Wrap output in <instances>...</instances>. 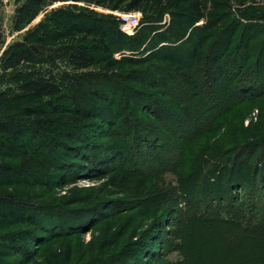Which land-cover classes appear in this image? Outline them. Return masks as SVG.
<instances>
[{
  "label": "trees",
  "instance_id": "trees-1",
  "mask_svg": "<svg viewBox=\"0 0 264 264\" xmlns=\"http://www.w3.org/2000/svg\"><path fill=\"white\" fill-rule=\"evenodd\" d=\"M68 1L72 3L45 13L0 56V69L10 71L11 78L20 83V94L5 99L6 94L0 93V264H24L18 259L7 262L3 252L11 250L23 259L27 253L22 245L36 243L37 250L46 244L42 237L55 229L69 236L80 233L84 228L81 223L87 228L88 219L79 215L99 213L104 202H118L103 201L98 192L75 196L77 191H71L68 197H57L51 194L56 187L84 176L105 179L104 186L133 195L130 184L125 183L126 176L115 174L114 167L122 165L116 163L122 158L120 149L114 150L112 143L98 137L121 119L132 129L129 137L131 146L138 147L136 151L142 147L155 150L153 144L163 143V136L148 121L133 119L136 104L149 117L173 128L194 121L201 134L209 130V119L217 120L220 99L213 98L207 110L204 108L211 115L207 119L200 106L195 108L197 103L190 95V91L196 92L195 97L199 95V85H209L215 94L216 84L223 79L220 92L226 93L225 102L233 107L264 98V39L252 56L253 36L250 30L244 34L246 28L239 20L251 15L264 19V0L257 7L246 6L247 0H16L12 29L20 31L48 6ZM236 5L239 8L235 10ZM131 12L141 14L140 25L134 36H126L112 13ZM165 16L170 23L162 32ZM149 38L154 42L143 48ZM3 40L0 26V45ZM238 47L243 52L241 60L234 53ZM58 61L64 71H60ZM157 62L160 65L153 64ZM41 64L53 66L57 74L24 71L26 66ZM158 88L159 92H153ZM121 93L124 105L118 110L122 113L116 114L113 109L119 108ZM164 97L176 102L180 113L189 118L174 114L170 104L160 102ZM234 151L231 160L217 167L219 171L229 170L227 183L235 179L234 172L259 155L251 165L250 180L264 188V123L257 135L235 145ZM43 198L45 202H36ZM24 225L38 237L33 239L30 231L6 232ZM44 249L49 253L47 264H69L73 259L70 245Z\"/></svg>",
  "mask_w": 264,
  "mask_h": 264
},
{
  "label": "rangeland",
  "instance_id": "rangeland-1",
  "mask_svg": "<svg viewBox=\"0 0 264 264\" xmlns=\"http://www.w3.org/2000/svg\"><path fill=\"white\" fill-rule=\"evenodd\" d=\"M71 3L56 2L40 12L23 29L14 31L12 20L18 3L16 0H2L0 26L4 40L0 45V56L7 46L14 41H20L28 29L38 24L45 13ZM260 4L262 0L255 2L247 0L245 5L257 7ZM76 5L84 7L83 4ZM237 8L239 7L236 5L234 9ZM94 10L109 13L97 8ZM112 14L118 16V13ZM131 14L139 17L140 25L141 14L138 12ZM252 16H243L239 20L246 28L244 34L247 30L251 31L253 36L251 55L255 56L264 39V19L257 15ZM169 23V17L165 16L161 23L162 32L166 31ZM120 31L126 36L135 34V31L131 34ZM239 35L236 36V41ZM152 42L154 41L149 38L143 48H147ZM235 52V57L241 60L242 49L238 47ZM56 64L60 71H64L62 62L58 61ZM153 64L160 65L159 62ZM52 67L45 64L36 67L31 65L26 66L24 71L40 70L45 75V71H52ZM53 73L57 74V71ZM10 74V71L3 72L0 69V93L6 94L3 96L5 99L6 97L10 99L14 93L20 94L17 89L19 79H12ZM222 82L223 79H220L216 84L215 94L210 91L209 85L207 89L202 84L199 85L197 91L199 95L196 97V92L190 91V95L194 96L193 101L197 103L195 108L200 106L201 110L211 105L209 101L213 98L220 99L217 120H207L210 123L207 126L209 130L201 134H198L200 127L195 125L194 121L190 120L183 128H173V125L169 126L149 117L141 106L136 104L131 113L133 119L148 121L163 136V143L153 144L155 150L147 151L142 147L136 151L138 147L131 146L133 141L129 137L131 127L121 119L98 137L102 142L112 143L114 150L120 149L118 154L122 158L119 157L116 163L122 165L115 166L114 172L126 176L125 183L130 184L133 195H122L117 189L104 186L107 184L105 179L89 180L84 176L74 179L64 187H56L51 194L57 197H68L71 191H77L75 196H85L89 192L95 195L98 192L103 201L118 202L110 204L107 201L101 206L102 210L99 213L79 215L88 219L87 228L85 223H81L84 224V228L80 233L69 236L65 235L66 231L59 233L60 230L55 229L53 234L48 233L42 237L46 244L37 250L36 243L28 247L22 245L27 253L25 258L12 254L11 250H5L2 257L7 262L18 259L24 264H47L46 258L49 253L44 251L45 246L52 248L62 245L65 248L70 245L73 259L69 264H264V188L258 185V182L253 183L250 180L251 165L256 162L259 155L234 172L233 177L236 180L233 179L231 183L226 181L229 170L217 169L219 165L233 158L236 154L235 145L238 146L251 136L257 135L263 128L264 98H252L235 107L229 106L225 102L226 93L220 92ZM159 91L158 88L153 92ZM123 98L124 95L121 93L118 97L120 106L113 109L116 114L122 113L118 110L124 105ZM160 102L170 104L169 108L174 114H180L184 119L189 118L186 114L180 113L178 104L172 99L164 97ZM90 103L94 111L98 112V106L93 101ZM129 107L126 112L129 111ZM205 112L208 119L211 115L209 111ZM196 173L198 177L195 176ZM208 187L212 191H209ZM99 189L101 190L98 191ZM188 191L192 194L188 195ZM46 198L48 199V196ZM142 198L148 201L135 204L143 200ZM45 201L43 198L36 202ZM222 219L228 222L225 224L219 222ZM75 222L77 225L80 223ZM31 229L30 226L24 225L11 228L10 231L8 229L6 232L30 231L35 239L38 233ZM50 264H54L53 261Z\"/></svg>",
  "mask_w": 264,
  "mask_h": 264
},
{
  "label": "built area",
  "instance_id": "built-area-1",
  "mask_svg": "<svg viewBox=\"0 0 264 264\" xmlns=\"http://www.w3.org/2000/svg\"><path fill=\"white\" fill-rule=\"evenodd\" d=\"M117 17L120 21V30L127 34H131L132 31L136 32L139 25V17L137 18L136 15H132L131 13H118Z\"/></svg>",
  "mask_w": 264,
  "mask_h": 264
}]
</instances>
